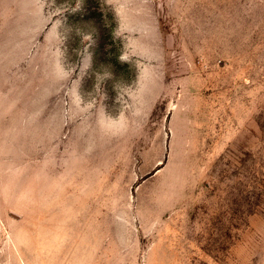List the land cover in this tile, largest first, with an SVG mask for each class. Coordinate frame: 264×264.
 <instances>
[{
	"label": "rangeland",
	"instance_id": "1",
	"mask_svg": "<svg viewBox=\"0 0 264 264\" xmlns=\"http://www.w3.org/2000/svg\"><path fill=\"white\" fill-rule=\"evenodd\" d=\"M0 264H264V0H0Z\"/></svg>",
	"mask_w": 264,
	"mask_h": 264
}]
</instances>
